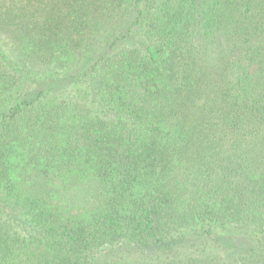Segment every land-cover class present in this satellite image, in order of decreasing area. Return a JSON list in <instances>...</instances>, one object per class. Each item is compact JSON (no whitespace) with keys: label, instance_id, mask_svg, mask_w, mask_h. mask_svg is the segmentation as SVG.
I'll list each match as a JSON object with an SVG mask.
<instances>
[{"label":"trees","instance_id":"16d2710c","mask_svg":"<svg viewBox=\"0 0 264 264\" xmlns=\"http://www.w3.org/2000/svg\"><path fill=\"white\" fill-rule=\"evenodd\" d=\"M0 264H264V0H0Z\"/></svg>","mask_w":264,"mask_h":264}]
</instances>
